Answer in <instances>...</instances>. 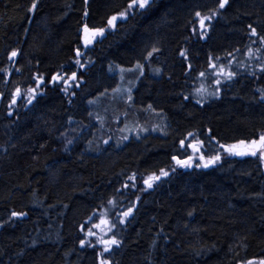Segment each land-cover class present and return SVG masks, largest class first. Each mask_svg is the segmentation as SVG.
<instances>
[{"label":"trees","instance_id":"obj_1","mask_svg":"<svg viewBox=\"0 0 264 264\" xmlns=\"http://www.w3.org/2000/svg\"><path fill=\"white\" fill-rule=\"evenodd\" d=\"M220 2L0 0V264L264 258V0Z\"/></svg>","mask_w":264,"mask_h":264},{"label":"snow or ice","instance_id":"obj_2","mask_svg":"<svg viewBox=\"0 0 264 264\" xmlns=\"http://www.w3.org/2000/svg\"><path fill=\"white\" fill-rule=\"evenodd\" d=\"M149 3H150V0H131V3L128 5V8H129V9H132V8H134V7H138V8H140V9H144V8H147V7L149 6ZM227 3H228V0H222V2H220V4H219V7H220V8H224L225 5H226ZM35 7H36V4H33V5H32V9H30V10H34ZM125 15H126V13H121V18H123ZM212 15H215V12H213ZM196 16L200 17V16H201V13H200V12H197V13H196ZM211 18H212L211 16H203V17L200 19V27L203 28V27L205 26V21H206V20H210ZM116 19H117V17H115V16L112 17V19L109 21V24H110V25H114V22L116 21ZM85 32H86V33L89 32V29H88L87 27H85ZM103 33H104V30H103V29H99L98 31L92 33V35H93V36H95V35H103ZM252 34H253V35H257L256 30H255L254 28L252 29ZM261 39H262V41H264V37H262ZM88 42H90V41H86V43H88ZM16 55H17V53H16L15 51L12 52V54H11L12 57H15ZM77 55H79V52H77ZM182 55H183V53H182ZM10 58H11V57H10ZM77 63H79V61H77ZM59 79H63V77H60V76H53V77H52V80H53V81H56V80H59ZM71 79H72V80H75V79H76V75H75V73L72 74ZM32 91L34 92L35 90L33 89ZM17 95H19V89H17ZM15 102H16V101L13 100V103H15ZM29 102H30V101H29ZM243 143H244V142L242 141L241 144H243ZM259 143H260V146H261V147H264V136H261V137H260V141H259ZM181 144H183V142H181ZM256 144H257L256 141H252V145H253V146L256 145ZM236 147H237V146H235V145H233V146H229L228 151H229L231 154H235V155H247V154H249V153H247V152L236 151V150H235ZM250 154L253 155V156H255V155H257V152L253 150ZM261 155H262V157H264V153H262ZM174 159H175V157H174ZM218 159H219V157L217 156V157H215V158L213 159V161H210V162H215V160H218ZM177 164L187 166V165H186V162H184V161H179V160H177ZM207 166H208V165L205 164V167H207ZM161 174H162V175H165V176L168 175L167 172H163V171H162ZM156 179H159V177H158V176H152V177H149L148 180H145V184H147L148 187H151V186H152V181H153V180H156ZM129 214H130V210H129V212H125V213H124L125 216H127V215H129ZM13 215H17V213H13ZM88 234H89V235H93V233H92L91 231H89ZM103 243H105V244H117V241H116L115 239H113V240H110V241H103ZM105 251H108V248H105ZM101 264H105V262H104V261H101ZM248 264H253V262H252V261H249ZM259 264H264V260H261V261L259 262Z\"/></svg>","mask_w":264,"mask_h":264},{"label":"rangeland","instance_id":"obj_3","mask_svg":"<svg viewBox=\"0 0 264 264\" xmlns=\"http://www.w3.org/2000/svg\"><path fill=\"white\" fill-rule=\"evenodd\" d=\"M121 13H125V12H119L117 14L112 15L110 17L109 21L114 16L117 17L116 20H118L119 18H121ZM88 39L89 38L87 37L86 40H88ZM117 91H118V94L120 95V96H118L119 98L122 97L124 95V93H126L128 95L129 92H130V86L120 85L118 87V89L116 90V93H117ZM19 94H20V92H19ZM19 96L20 95H17V93H16V98H18ZM126 122H127V120L122 119L121 122H120V125H119V129L121 130V134L122 135H124V130H126V129H131V130H135L136 129V128L134 129V128H131V127L130 128L124 127V125H125ZM190 145H192L191 146L192 155L188 159L184 160V162H186V165L187 166L178 164L179 166L188 167V166H191V165L195 164L196 161L199 162V163H201V164H208V163H211L210 161H213V159L215 158V157H211V158L201 157L198 154L197 146H195L196 144L190 143ZM233 145L237 146L236 149H235L236 151H242V152H251L252 151V149L248 145H243L241 148H239L240 146H238V144H232V145L230 144V145L227 146L226 149L228 150L229 146H233ZM262 152H263V148H262ZM261 260H264V258L261 259ZM261 260H259V261L258 260L257 261H253V264H259V262Z\"/></svg>","mask_w":264,"mask_h":264},{"label":"water","instance_id":"obj_4","mask_svg":"<svg viewBox=\"0 0 264 264\" xmlns=\"http://www.w3.org/2000/svg\"><path fill=\"white\" fill-rule=\"evenodd\" d=\"M88 28V27H87ZM83 34L84 35H86L87 33L85 32V27H84V29H83ZM261 136H263V135H261ZM261 136H258L257 138H251L249 141H247V140H241L240 142H239V144L240 145H248L251 149H252V151L254 150V151H259L260 149H261V146H260V143H259V141H260V137ZM244 142L243 144H241V142ZM252 141H256L257 142V144L256 145H252Z\"/></svg>","mask_w":264,"mask_h":264}]
</instances>
